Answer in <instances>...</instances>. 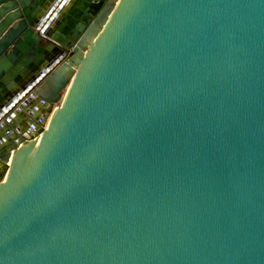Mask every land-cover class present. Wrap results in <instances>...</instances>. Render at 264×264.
<instances>
[{
    "label": "water",
    "instance_id": "1",
    "mask_svg": "<svg viewBox=\"0 0 264 264\" xmlns=\"http://www.w3.org/2000/svg\"><path fill=\"white\" fill-rule=\"evenodd\" d=\"M0 79V264H264V0H0Z\"/></svg>",
    "mask_w": 264,
    "mask_h": 264
},
{
    "label": "crops",
    "instance_id": "2",
    "mask_svg": "<svg viewBox=\"0 0 264 264\" xmlns=\"http://www.w3.org/2000/svg\"><path fill=\"white\" fill-rule=\"evenodd\" d=\"M72 5L73 4H70L68 6V9H67L68 11ZM68 11H66V12H68ZM60 22H61V20L59 21V23ZM36 59H37V55H36ZM27 62L28 61L24 62L22 59L17 58V59H15L14 63L11 64L10 70L14 73L29 72L31 62L30 61L28 63ZM45 64H46V62L44 61L43 65H45ZM5 77H7V76H5ZM13 83H14V81L11 82V84H13ZM44 84H45L44 86H41L42 88H39V91L42 93L41 96H39L37 94H34V95L32 94V95L28 96V98H26V101L29 102V105L26 109H24L23 112H24L25 116H28L31 119L37 118L38 120H41L43 122L46 121V123H47L49 118H50V115L48 116L49 103L46 102L45 97H47L50 94V91L52 90V88L50 86H47L48 84H46V82ZM4 87H5V84L2 82V79H0V98L2 97L1 88H4ZM13 89L16 90L15 92H18L20 88L17 87L16 83H14ZM10 97H13V96L11 95ZM9 98H6V99L1 98L0 99V106L3 105L1 103H4L6 100H9ZM31 113L35 114L37 117L32 116ZM24 120L25 119L21 117L19 121L24 122ZM13 124L16 126V128L14 130L15 134L16 133L19 134L20 131L23 132L22 126L18 124L16 119L14 120ZM9 133L10 132H7L5 130V132L2 133V135H1L0 141L3 140V142H4L6 140V137L10 136V135H8ZM14 137H15V135H14ZM5 144H8V143H5ZM5 168H6V166L2 162H0V181H2L3 178L5 177Z\"/></svg>",
    "mask_w": 264,
    "mask_h": 264
},
{
    "label": "flooded vegetation",
    "instance_id": "3",
    "mask_svg": "<svg viewBox=\"0 0 264 264\" xmlns=\"http://www.w3.org/2000/svg\"><path fill=\"white\" fill-rule=\"evenodd\" d=\"M66 56L69 57L70 55L67 54Z\"/></svg>",
    "mask_w": 264,
    "mask_h": 264
}]
</instances>
